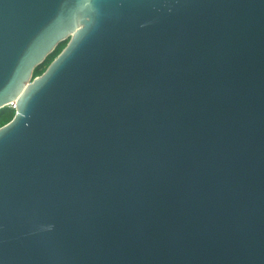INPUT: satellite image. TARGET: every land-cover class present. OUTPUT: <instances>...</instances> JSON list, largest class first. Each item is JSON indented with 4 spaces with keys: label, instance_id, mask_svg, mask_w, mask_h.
<instances>
[{
    "label": "water",
    "instance_id": "1",
    "mask_svg": "<svg viewBox=\"0 0 264 264\" xmlns=\"http://www.w3.org/2000/svg\"><path fill=\"white\" fill-rule=\"evenodd\" d=\"M13 103L0 264H264V0H0Z\"/></svg>",
    "mask_w": 264,
    "mask_h": 264
},
{
    "label": "trees",
    "instance_id": "2",
    "mask_svg": "<svg viewBox=\"0 0 264 264\" xmlns=\"http://www.w3.org/2000/svg\"><path fill=\"white\" fill-rule=\"evenodd\" d=\"M68 44V40L59 44L55 51L48 56L45 62L37 67L34 72V77L41 76L52 61L63 51V49ZM15 116V110L12 107H5L0 110V128L8 124Z\"/></svg>",
    "mask_w": 264,
    "mask_h": 264
},
{
    "label": "built area",
    "instance_id": "3",
    "mask_svg": "<svg viewBox=\"0 0 264 264\" xmlns=\"http://www.w3.org/2000/svg\"><path fill=\"white\" fill-rule=\"evenodd\" d=\"M9 107H12L14 110L16 109V105L13 103Z\"/></svg>",
    "mask_w": 264,
    "mask_h": 264
}]
</instances>
